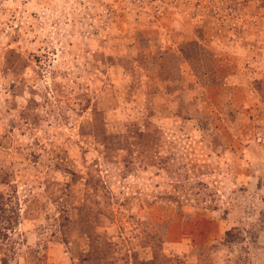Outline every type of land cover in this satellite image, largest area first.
<instances>
[{"label": "rangeland", "instance_id": "1", "mask_svg": "<svg viewBox=\"0 0 264 264\" xmlns=\"http://www.w3.org/2000/svg\"><path fill=\"white\" fill-rule=\"evenodd\" d=\"M0 264H264V0L0 3Z\"/></svg>", "mask_w": 264, "mask_h": 264}, {"label": "built area", "instance_id": "2", "mask_svg": "<svg viewBox=\"0 0 264 264\" xmlns=\"http://www.w3.org/2000/svg\"><path fill=\"white\" fill-rule=\"evenodd\" d=\"M10 1H13V0H0V3H3V2H10ZM22 1L26 2V1H30V0H22Z\"/></svg>", "mask_w": 264, "mask_h": 264}]
</instances>
